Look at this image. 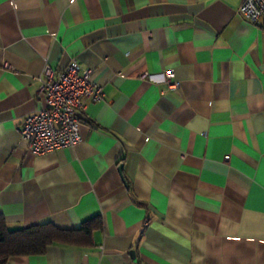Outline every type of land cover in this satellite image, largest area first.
Instances as JSON below:
<instances>
[{
	"label": "crops",
	"instance_id": "0c3cea01",
	"mask_svg": "<svg viewBox=\"0 0 264 264\" xmlns=\"http://www.w3.org/2000/svg\"><path fill=\"white\" fill-rule=\"evenodd\" d=\"M241 1L0 0V215L78 235L4 264H264V24ZM71 58L103 98L33 154L18 126Z\"/></svg>",
	"mask_w": 264,
	"mask_h": 264
},
{
	"label": "built area",
	"instance_id": "2783aa9c",
	"mask_svg": "<svg viewBox=\"0 0 264 264\" xmlns=\"http://www.w3.org/2000/svg\"><path fill=\"white\" fill-rule=\"evenodd\" d=\"M238 12L251 23L264 24V0H242ZM147 75L153 77L147 72L142 74ZM158 76L172 86L176 84L172 69ZM103 94L101 86L90 79L89 69L80 66L75 58L61 69L44 62L37 85L42 104L28 112L18 126L30 152L42 154L77 143L81 139V113L88 101L102 100Z\"/></svg>",
	"mask_w": 264,
	"mask_h": 264
},
{
	"label": "trees",
	"instance_id": "16d2710c",
	"mask_svg": "<svg viewBox=\"0 0 264 264\" xmlns=\"http://www.w3.org/2000/svg\"><path fill=\"white\" fill-rule=\"evenodd\" d=\"M92 229L84 223L79 230L86 236ZM54 241L77 242L76 230L62 229L49 222H39L30 226L10 228L0 215V264L15 254L42 253Z\"/></svg>",
	"mask_w": 264,
	"mask_h": 264
},
{
	"label": "water",
	"instance_id": "95a60500",
	"mask_svg": "<svg viewBox=\"0 0 264 264\" xmlns=\"http://www.w3.org/2000/svg\"><path fill=\"white\" fill-rule=\"evenodd\" d=\"M119 169L121 168V165H119V167H118Z\"/></svg>",
	"mask_w": 264,
	"mask_h": 264
}]
</instances>
